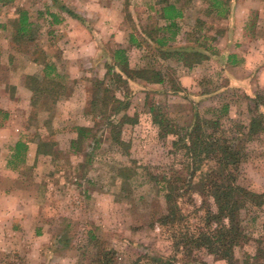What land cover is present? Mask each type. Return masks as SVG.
I'll return each instance as SVG.
<instances>
[{
    "label": "rangeland",
    "instance_id": "rangeland-1",
    "mask_svg": "<svg viewBox=\"0 0 264 264\" xmlns=\"http://www.w3.org/2000/svg\"><path fill=\"white\" fill-rule=\"evenodd\" d=\"M225 1L228 17H219L208 7L209 0L0 2V124L6 122L10 130L0 135L4 145L0 160L6 161L8 147L20 134L31 144L54 145L51 153L33 165L34 156H29L30 165L12 168L14 173L0 165L5 178L0 190L30 189L36 196L15 195L17 201L11 205L24 212L28 225L38 223L43 229L36 241L33 232L5 231L0 237V264H90L96 244L101 251L115 252L116 264H134L145 254L176 252L169 232L157 221L168 211L161 181L186 158L173 145L175 135H162L154 122V105L169 124L181 127L189 125L196 112L210 119L219 117L243 152L237 183L264 194V131L248 135L252 117L258 110L264 116V105L256 110L253 101L258 94L264 101V0ZM167 3H176L185 17L178 19L179 31L164 48L204 50L208 36L206 44L213 45L216 55L188 66L162 54L155 39L170 38L177 30L161 17ZM19 9L29 12L36 27L29 47L14 40L13 22ZM151 30L154 37L148 33ZM36 46L57 64L63 77L58 79L60 86L44 81V64L34 62L28 52ZM117 48L128 50L133 68L168 72L182 91H168L161 84L142 80L120 89L115 84L116 96L130 102L122 114L137 121L126 123L118 133L117 128L115 135L107 118L88 112V101L96 80L110 84L108 69ZM233 53L239 54L238 64L228 60ZM27 75L38 76L54 91L59 88L58 94L41 92L33 105L24 90L17 89ZM4 112L10 113L9 118ZM122 114L112 121L119 122ZM78 126L93 131L73 148ZM209 199L216 210L213 198ZM256 200L248 201L240 211L245 236L234 247L231 260L206 247L195 248L192 258L207 264H264V202ZM202 201L198 192L180 200L192 224L200 222L197 214H202ZM30 209L38 211L37 217ZM176 257L182 261L186 253L181 251Z\"/></svg>",
    "mask_w": 264,
    "mask_h": 264
},
{
    "label": "trees",
    "instance_id": "trees-1",
    "mask_svg": "<svg viewBox=\"0 0 264 264\" xmlns=\"http://www.w3.org/2000/svg\"><path fill=\"white\" fill-rule=\"evenodd\" d=\"M12 1L0 0L1 3ZM209 1L211 2L208 7L214 8L219 17L224 14L228 17L230 9L227 1ZM163 6L161 17L169 19L171 21L170 27H177V30L172 32L170 38L155 39L162 54L175 56L178 61L188 66L201 63L217 54L218 51L212 47L213 45L206 44V41L209 40L208 36L204 37L205 42L202 44L204 50L193 51L192 49L181 48L172 51L165 49L168 41L175 38L179 31L176 19L183 17V12L173 3H167ZM54 17L55 22H58L59 18L56 15ZM13 26L14 40L29 47L28 43L34 40L36 33V27L30 20L29 12L25 9H19ZM160 30V28L157 29L158 32ZM153 32L154 30L148 31L150 37H154L152 36ZM136 41L133 39V42ZM28 52H31L34 62L44 64V81L60 86L61 82L58 79L63 77L59 74L55 64L47 60L42 48L36 46L34 50L28 49ZM112 58L114 64L108 69V74L112 76L110 84H106L104 80L100 79L94 82L92 97L88 101V112L95 117L107 118L110 121L108 126L115 131V135L121 131L126 123L137 122L129 114H122L130 107V102L116 96L115 84L120 89L122 86L127 87L130 81L142 80L148 83L161 84L168 91H182L180 84L173 81L170 74L162 69L131 67L128 50L125 48L114 50ZM228 60L232 64L238 62L236 54L229 55ZM25 83L34 93L33 105L37 102L36 96L41 92L58 94L59 91V88L54 91L55 88L52 89V86L45 87L42 80L36 75H27ZM41 85L42 87H40ZM253 99L256 103V110L264 105L259 94ZM151 112L162 135H175L173 145L176 151H182V155L186 158L181 167L174 168L171 175L164 176L161 181L164 185L163 189L166 191L168 211L157 221L162 228H166V231L169 232L176 252L169 256L145 254L142 258L137 259L134 264H176L178 262L179 264H207L205 261L192 258L193 250L201 247H206L213 254L231 260L234 247L239 245L241 238L243 239L245 236L240 220L241 209L251 200L255 201L260 198L261 202H264V194L247 190L237 183L236 173L239 171L243 160V152L235 143L236 139L228 135L229 132L222 126L219 117L210 119L196 112L192 122L181 127L169 124L158 106H152ZM121 114L119 122L114 123L112 120ZM76 131L78 136L72 141L73 148L79 140L87 138L93 130L86 126H78ZM262 131H264V116L258 110L257 116L254 115L250 121L248 135L253 136ZM22 145L20 143L19 154L22 153ZM52 147H54L53 143L41 142L38 145V153L49 154ZM195 192H198L203 198L202 214H197L198 220L204 223L203 227L198 224L200 222L192 224L180 207L181 198L189 196L191 199ZM209 198H213L216 210L212 208ZM100 249L101 247L96 244L90 264H116L115 252L106 249L101 251ZM181 251L186 253V259L182 261L176 257V254Z\"/></svg>",
    "mask_w": 264,
    "mask_h": 264
},
{
    "label": "crops",
    "instance_id": "crops-1",
    "mask_svg": "<svg viewBox=\"0 0 264 264\" xmlns=\"http://www.w3.org/2000/svg\"><path fill=\"white\" fill-rule=\"evenodd\" d=\"M176 5V3H173ZM177 6V5H176ZM179 8V7H178ZM183 12V11H182ZM233 14V13H232ZM231 16V15H228ZM183 17H185V13L183 12ZM183 17H179L176 19V23L179 24L177 21L178 19H181ZM236 54L238 62L236 64L239 63V54L237 53H233ZM52 63L55 64L56 69L59 71L58 66L55 62L52 61ZM18 91H21L22 89L24 90V94L26 95V97H28L29 100H33V91L26 85V83H23L22 85H19V87L17 86ZM21 89V90H20ZM4 116L5 118L10 116V113L8 112H4ZM7 123L5 122L4 124H0V135H3V133L7 134L10 130L6 127ZM22 135H18L15 143L12 144V146L8 147V157L6 159V161L4 163H2V161L0 160V165L1 167H4V171H12V168H17L21 165H30L29 161L30 159H28L29 156H34L33 159V163L32 165L35 163L36 160H39L40 157L43 155L41 153H38V145L37 143H32L31 142H25L24 140L21 139ZM20 143L23 144L22 148H21V152L22 153H18V150L20 148ZM4 146L3 143H0V147ZM1 151L2 148H0ZM14 173V172H13ZM5 178L3 175H0V183L4 182ZM39 188H41V186H38V188L36 189V192L39 191ZM28 190V191H27ZM21 195V198H27L29 196H36L34 193L32 194V192L30 191V189H22L20 191L16 190L15 188L13 189H4V191L0 190V237H4V232L5 231H13V232H30V234L33 232L34 233V240L36 241V238L42 236V232L43 229L40 227V224H30L28 225V221L27 218L24 217V215L22 214L23 211H17L16 207L17 206H13L11 205L12 203H16V199H15V195ZM19 199V198H18ZM35 208V207H34ZM31 210V209H30ZM32 211V215L34 213V218L37 217L35 215V212L38 213V211H36V209L31 210ZM27 212V211H25ZM24 213V212H23ZM39 214V213H38ZM19 217V218H17ZM37 219V218H36ZM2 233V235H1ZM1 239V238H0ZM17 243V241H15V244Z\"/></svg>",
    "mask_w": 264,
    "mask_h": 264
}]
</instances>
